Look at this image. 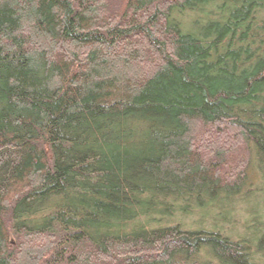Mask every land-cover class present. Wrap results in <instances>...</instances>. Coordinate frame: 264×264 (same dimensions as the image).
<instances>
[{
    "label": "trees",
    "instance_id": "trees-1",
    "mask_svg": "<svg viewBox=\"0 0 264 264\" xmlns=\"http://www.w3.org/2000/svg\"><path fill=\"white\" fill-rule=\"evenodd\" d=\"M0 264H264V0H0Z\"/></svg>",
    "mask_w": 264,
    "mask_h": 264
},
{
    "label": "rangeland",
    "instance_id": "rangeland-1",
    "mask_svg": "<svg viewBox=\"0 0 264 264\" xmlns=\"http://www.w3.org/2000/svg\"><path fill=\"white\" fill-rule=\"evenodd\" d=\"M250 199L252 200V202L250 200L247 204H249L250 206L253 207L254 206V200L252 198H250ZM247 204H246V206H248ZM251 209H253V208H251Z\"/></svg>",
    "mask_w": 264,
    "mask_h": 264
}]
</instances>
